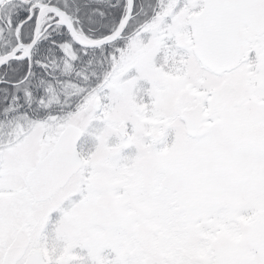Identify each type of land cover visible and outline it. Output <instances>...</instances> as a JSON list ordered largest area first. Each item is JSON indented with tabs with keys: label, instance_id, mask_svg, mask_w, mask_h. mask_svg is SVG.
I'll use <instances>...</instances> for the list:
<instances>
[{
	"label": "snow or ice",
	"instance_id": "obj_1",
	"mask_svg": "<svg viewBox=\"0 0 264 264\" xmlns=\"http://www.w3.org/2000/svg\"><path fill=\"white\" fill-rule=\"evenodd\" d=\"M0 264H264V0H0Z\"/></svg>",
	"mask_w": 264,
	"mask_h": 264
}]
</instances>
